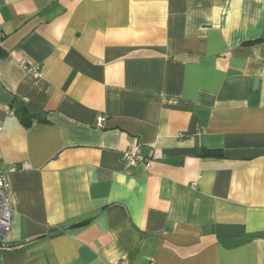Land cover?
<instances>
[{
	"label": "crops",
	"instance_id": "obj_1",
	"mask_svg": "<svg viewBox=\"0 0 264 264\" xmlns=\"http://www.w3.org/2000/svg\"><path fill=\"white\" fill-rule=\"evenodd\" d=\"M0 162V264H264V0H0Z\"/></svg>",
	"mask_w": 264,
	"mask_h": 264
},
{
	"label": "built area",
	"instance_id": "obj_2",
	"mask_svg": "<svg viewBox=\"0 0 264 264\" xmlns=\"http://www.w3.org/2000/svg\"><path fill=\"white\" fill-rule=\"evenodd\" d=\"M22 69L35 79L42 77L41 68L38 65H30L25 61L20 62ZM104 118L98 116L96 126L101 127ZM121 163L126 168H133L138 165L144 167L145 170L150 169V160L141 154L138 148L128 149L122 152L120 156ZM18 169L14 166L5 165L0 162V246L5 243L6 236L11 228L12 206H11V183L10 176L16 173ZM120 264H125L121 262Z\"/></svg>",
	"mask_w": 264,
	"mask_h": 264
},
{
	"label": "trees",
	"instance_id": "obj_3",
	"mask_svg": "<svg viewBox=\"0 0 264 264\" xmlns=\"http://www.w3.org/2000/svg\"><path fill=\"white\" fill-rule=\"evenodd\" d=\"M219 153L214 152V151H209L206 149H201L199 156L201 157H213V156H217ZM80 224H84V223H80ZM7 247L4 246H0V250L6 249Z\"/></svg>",
	"mask_w": 264,
	"mask_h": 264
}]
</instances>
